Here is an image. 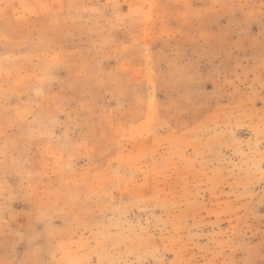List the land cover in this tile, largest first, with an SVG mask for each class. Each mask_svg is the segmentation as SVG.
<instances>
[{
  "label": "rangeland",
  "instance_id": "374dc122",
  "mask_svg": "<svg viewBox=\"0 0 264 264\" xmlns=\"http://www.w3.org/2000/svg\"><path fill=\"white\" fill-rule=\"evenodd\" d=\"M0 264H264V0H0Z\"/></svg>",
  "mask_w": 264,
  "mask_h": 264
}]
</instances>
